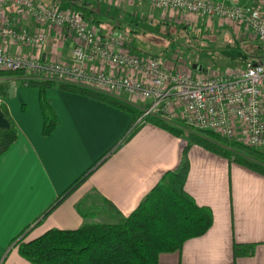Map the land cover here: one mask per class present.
Returning <instances> with one entry per match:
<instances>
[{"label": "crops", "instance_id": "crops-1", "mask_svg": "<svg viewBox=\"0 0 264 264\" xmlns=\"http://www.w3.org/2000/svg\"><path fill=\"white\" fill-rule=\"evenodd\" d=\"M34 1L79 14L102 35L115 27L128 29L133 37L132 53L155 57L157 49L168 68H173V53L145 43L150 33L173 25L178 36L174 40L184 41L178 34L189 31L198 42L216 37L224 27L204 28L202 20L208 18L128 0ZM8 14L16 18L17 9L9 7ZM19 24L31 31H46L49 42L42 47L5 42L8 51L49 62L70 60L76 40L67 28L41 25L31 18L19 19ZM89 67L131 74L106 62H93ZM23 79L0 77V127L10 126L6 109L18 133L0 160V264H33L20 254L19 240L34 239L51 229L115 222L113 207L124 216L131 215L164 174L179 167L187 143L183 136L150 122L121 144L132 126L128 112L59 88L47 91L58 126L45 137L39 90ZM119 98L134 105L129 97ZM188 155L186 190L199 205L212 210L213 224L204 235L186 241L180 251L162 253L158 264H264V174L199 145H193ZM93 166L88 178L47 212ZM235 244L255 248L250 255L235 257Z\"/></svg>", "mask_w": 264, "mask_h": 264}, {"label": "built area", "instance_id": "built-area-1", "mask_svg": "<svg viewBox=\"0 0 264 264\" xmlns=\"http://www.w3.org/2000/svg\"><path fill=\"white\" fill-rule=\"evenodd\" d=\"M128 1L245 27L264 43V4L256 8L244 0ZM11 6L17 9L16 18L8 14ZM30 18L41 25L67 28L74 35L76 44L68 62L43 61L11 53L4 47L5 42L30 47L48 44L46 31L35 32L20 26L19 19ZM132 42V35L120 27L102 35L81 15L63 11L57 5L45 7L34 0H0V71H22L29 80L71 83L118 98L124 95L144 103L139 120L143 124L155 117L181 121L264 150V56L250 57L243 69L193 76L165 67L152 56L132 53ZM93 62H106L131 74L90 68Z\"/></svg>", "mask_w": 264, "mask_h": 264}, {"label": "trees", "instance_id": "trees-1", "mask_svg": "<svg viewBox=\"0 0 264 264\" xmlns=\"http://www.w3.org/2000/svg\"><path fill=\"white\" fill-rule=\"evenodd\" d=\"M188 32L181 31L178 35L186 38L190 35ZM23 73L0 71V77L21 76ZM23 80L24 84L39 90L44 118L42 135L45 137L52 135L58 126L57 112L47 97V91L52 88L82 94L128 112L132 116V126L121 144L141 126L138 124L142 115L140 108L124 99L71 83ZM5 114L10 126L0 127V160L18 136L13 119L6 109ZM149 122L177 136L188 137L179 167L166 172L129 216L122 215L113 207L116 212L115 222L89 223L75 230L51 229L34 239L19 240L18 249L24 258L33 264H158L162 253L180 251L186 241L204 235L213 224L212 210L199 205L185 187L190 172L188 153L193 145L222 155L231 163L264 174V150L210 131L185 135L179 128L181 121L169 122L162 117H155L149 118ZM94 166L79 177L47 212L75 191L88 178ZM254 248L255 245L235 244L234 255H250Z\"/></svg>", "mask_w": 264, "mask_h": 264}, {"label": "rangeland", "instance_id": "rangeland-1", "mask_svg": "<svg viewBox=\"0 0 264 264\" xmlns=\"http://www.w3.org/2000/svg\"><path fill=\"white\" fill-rule=\"evenodd\" d=\"M244 1L248 6L256 8H259L264 4V0ZM179 17L181 16L179 15ZM183 19L181 18V21L187 23L186 20ZM228 24L229 23L218 20H202V27L204 28L210 27V25L213 27H224H222V33H216V37H208L205 38V40H199L198 42L196 41L193 32V34L190 33V35H187L184 41H177V39L174 40V36H176V38L178 37L176 28L173 25H163V29L157 30L158 32L156 31L155 34L150 33L145 39V43L148 45H157L159 46V49L167 48L166 50H170V53H173L170 66L188 72L193 76L204 74L211 76L226 70L243 69L250 57L264 55V43L255 37L248 29L235 25L231 26V24L228 26ZM125 31H127V29H125ZM204 31L202 33H204ZM129 33L131 34V32ZM154 52H156L154 58L160 64L165 66L164 60L157 53L159 50L155 49ZM141 53L142 51H139V54ZM194 64H197L202 70L192 69ZM23 75L25 76L24 73ZM131 100L134 101L133 99ZM134 105H140L143 107L144 103L134 101ZM139 111L141 112V109H139ZM139 120L138 124L142 125L143 123ZM179 128L185 135H189L193 132L204 133V131L182 122L179 124ZM184 138L185 141L188 142V137Z\"/></svg>", "mask_w": 264, "mask_h": 264}, {"label": "water", "instance_id": "water-1", "mask_svg": "<svg viewBox=\"0 0 264 264\" xmlns=\"http://www.w3.org/2000/svg\"><path fill=\"white\" fill-rule=\"evenodd\" d=\"M192 69H194V70H202V68L201 67H199L197 64H194L193 65V67H192Z\"/></svg>", "mask_w": 264, "mask_h": 264}]
</instances>
